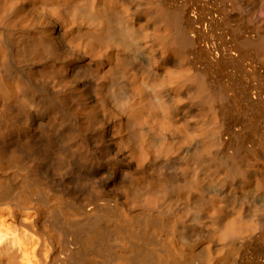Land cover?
<instances>
[{
  "label": "bare ground",
  "instance_id": "6f19581e",
  "mask_svg": "<svg viewBox=\"0 0 264 264\" xmlns=\"http://www.w3.org/2000/svg\"><path fill=\"white\" fill-rule=\"evenodd\" d=\"M0 264H264V0H0Z\"/></svg>",
  "mask_w": 264,
  "mask_h": 264
}]
</instances>
